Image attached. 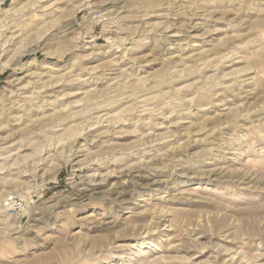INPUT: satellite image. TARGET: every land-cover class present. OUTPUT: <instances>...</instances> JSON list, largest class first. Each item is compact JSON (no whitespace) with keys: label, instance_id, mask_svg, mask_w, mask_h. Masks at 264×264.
<instances>
[{"label":"rangeland","instance_id":"obj_1","mask_svg":"<svg viewBox=\"0 0 264 264\" xmlns=\"http://www.w3.org/2000/svg\"><path fill=\"white\" fill-rule=\"evenodd\" d=\"M0 264H264V0H0Z\"/></svg>","mask_w":264,"mask_h":264},{"label":"built area","instance_id":"obj_2","mask_svg":"<svg viewBox=\"0 0 264 264\" xmlns=\"http://www.w3.org/2000/svg\"><path fill=\"white\" fill-rule=\"evenodd\" d=\"M5 206L11 210H17L21 208V203L18 202L16 196H10L5 200Z\"/></svg>","mask_w":264,"mask_h":264},{"label":"bare ground","instance_id":"obj_3","mask_svg":"<svg viewBox=\"0 0 264 264\" xmlns=\"http://www.w3.org/2000/svg\"><path fill=\"white\" fill-rule=\"evenodd\" d=\"M79 197V196H78ZM80 200V199H79ZM69 206V205H68Z\"/></svg>","mask_w":264,"mask_h":264}]
</instances>
